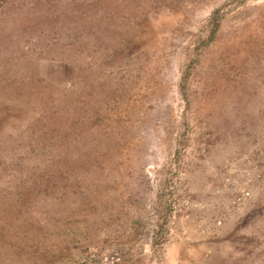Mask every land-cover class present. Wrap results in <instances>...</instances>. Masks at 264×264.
Here are the masks:
<instances>
[{"label":"rangeland","instance_id":"374dc122","mask_svg":"<svg viewBox=\"0 0 264 264\" xmlns=\"http://www.w3.org/2000/svg\"><path fill=\"white\" fill-rule=\"evenodd\" d=\"M88 1L54 3L72 22ZM123 1L118 57L83 38L75 59L36 58L39 95L81 134L40 146L39 104L0 96V264H264V0ZM7 27L0 82L28 71Z\"/></svg>","mask_w":264,"mask_h":264},{"label":"trees","instance_id":"16d2710c","mask_svg":"<svg viewBox=\"0 0 264 264\" xmlns=\"http://www.w3.org/2000/svg\"><path fill=\"white\" fill-rule=\"evenodd\" d=\"M48 1L49 0H4L1 5L2 7H0V37H3L4 31L5 33L7 32L6 27H9L10 23L16 25L18 32L20 34L22 32V38H24L23 44H26L24 50L22 49L24 51L22 53V61L28 65V68L26 67L28 71H23L22 75L20 74L19 77L14 76L13 71L11 77H7L5 81L0 82V96L3 98H10L14 96L13 92H17L16 94H22V103L34 102L39 104L41 110L44 111V116H42V120L36 121L35 125L38 123V128L42 129L40 132L41 137L38 139V142H40V146L42 145L43 147L49 144L50 138L58 137V140L60 138L62 141L68 142V139L75 133L81 134V129H79L78 125L79 123L81 124L82 121L79 122L77 120L78 117L74 116L71 118L73 123L70 122V124H68L67 121L70 118V108L57 111L53 108L54 106L50 104L52 102V97L50 95H45L46 98L39 95V86L44 83L41 78H36V76H34L36 75V58H57L58 56V58L70 57L75 59L78 56L77 53L81 52L78 47L80 45L79 43H82L83 38H85V42L88 44L90 43L98 48L102 47L105 58L107 60H112V58L118 57L125 52L124 47L119 43V39L124 27L127 26L129 20L132 19L138 11V2L133 5L123 0H89L84 4L85 8L87 7L94 13L97 12V14L90 16V18L88 16L86 18L80 17L77 19L76 16L73 18L74 21L70 22L68 17L69 14H64L65 9L62 10L59 6L60 4L54 3V0ZM71 7L74 9V6ZM85 20H87V22ZM78 21L83 23H79ZM209 22V33L202 41V46H206L214 38L218 29L219 20L216 10L210 14ZM86 28V36L81 37V32L84 33L83 30ZM19 33H17L16 36L12 34V37L4 39H7L11 44V42L18 41L19 37L17 36ZM63 33H65L66 36L63 35ZM40 42L43 44L45 43V45L48 42H53L56 51L54 49H46L45 47H41L42 49L37 51L38 49L35 47V44ZM7 46L10 45L8 44ZM9 48L10 47H7L6 50L8 51ZM190 65L192 64L190 63ZM77 66H80V68L81 66L83 67V65ZM189 72L190 71L187 70L182 76L181 90L183 93H185L184 88ZM69 103H71V101H69ZM52 147L55 149L58 146L55 144ZM56 162L58 163V161ZM52 165L54 164H45L41 171L38 170L39 172L36 171L37 173H34L35 175L47 176L43 185V189L46 192L51 190L49 188H52L51 186L54 185L50 179L51 177L48 176L51 175L49 169ZM56 166L61 168L59 163L56 164ZM31 193L32 192L29 190L25 194L22 193V200L25 201L24 198L31 196ZM0 228L3 229V225H1ZM38 232V230L33 231L34 234ZM36 241L38 240L36 239ZM37 245L35 247H37ZM21 253L22 250L19 251V254ZM43 255L48 256L46 253ZM25 257V260H31L33 262L28 254ZM35 260L36 258H34V262ZM40 260L44 262V259Z\"/></svg>","mask_w":264,"mask_h":264},{"label":"built area","instance_id":"2783aa9c","mask_svg":"<svg viewBox=\"0 0 264 264\" xmlns=\"http://www.w3.org/2000/svg\"><path fill=\"white\" fill-rule=\"evenodd\" d=\"M239 200V197H236L235 199H234V201H232V202H235V201H238Z\"/></svg>","mask_w":264,"mask_h":264}]
</instances>
